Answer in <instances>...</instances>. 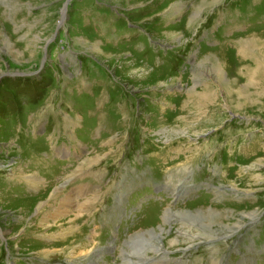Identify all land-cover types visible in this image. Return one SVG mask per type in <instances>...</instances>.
Returning a JSON list of instances; mask_svg holds the SVG:
<instances>
[{
  "label": "rangeland",
  "instance_id": "374dc122",
  "mask_svg": "<svg viewBox=\"0 0 264 264\" xmlns=\"http://www.w3.org/2000/svg\"><path fill=\"white\" fill-rule=\"evenodd\" d=\"M66 1L0 0V264H264V0Z\"/></svg>",
  "mask_w": 264,
  "mask_h": 264
},
{
  "label": "bare ground",
  "instance_id": "6f19581e",
  "mask_svg": "<svg viewBox=\"0 0 264 264\" xmlns=\"http://www.w3.org/2000/svg\"><path fill=\"white\" fill-rule=\"evenodd\" d=\"M65 12H66V8L64 7L63 9H62V13H61V22H62V19L64 18V16H65ZM200 96L201 97H199V95H198V98H200V99H204V102H205V100H207L208 99V96H206L205 94H204V96L202 95V93L200 94ZM60 203H61V205H60V207H57L56 208V211H57V213L58 214H64L65 212H67V209H68V207H70V205H71V203H69V202H66V201H64V200H62V201H60ZM74 212V211H73ZM73 212H71V213H73ZM75 213V212H74ZM74 213H73V215H74ZM187 214V213H186ZM186 218V217H185ZM190 218V217H189ZM192 218V217H191ZM73 220V219H72ZM183 220V219H182ZM197 221H198V219H197ZM216 233V232H215ZM213 234V233H212ZM147 243V242H146ZM156 244V243H155ZM154 244V245H155ZM133 245V244H132ZM150 245V244H149ZM134 246L135 245H133V247L132 248H134ZM156 246V245H155ZM148 247V246H147ZM157 247H159L158 245H157ZM155 249V248H154ZM142 255V254H141ZM140 257H138V259H139ZM145 258V257H144ZM137 260V259H136ZM136 263H138V262H136ZM135 264V263H134ZM139 264V263H138Z\"/></svg>",
  "mask_w": 264,
  "mask_h": 264
},
{
  "label": "crops",
  "instance_id": "0c3cea01",
  "mask_svg": "<svg viewBox=\"0 0 264 264\" xmlns=\"http://www.w3.org/2000/svg\"><path fill=\"white\" fill-rule=\"evenodd\" d=\"M122 25V24H121ZM263 139V138H262ZM260 144L262 145V147H264V140H262L261 142H260Z\"/></svg>",
  "mask_w": 264,
  "mask_h": 264
},
{
  "label": "water",
  "instance_id": "95a60500",
  "mask_svg": "<svg viewBox=\"0 0 264 264\" xmlns=\"http://www.w3.org/2000/svg\"><path fill=\"white\" fill-rule=\"evenodd\" d=\"M70 2V0H67L66 3H65V8L66 6L68 5V3Z\"/></svg>",
  "mask_w": 264,
  "mask_h": 264
},
{
  "label": "trees",
  "instance_id": "16d2710c",
  "mask_svg": "<svg viewBox=\"0 0 264 264\" xmlns=\"http://www.w3.org/2000/svg\"><path fill=\"white\" fill-rule=\"evenodd\" d=\"M18 118H22L21 114H18ZM21 121H23L22 119H20Z\"/></svg>",
  "mask_w": 264,
  "mask_h": 264
}]
</instances>
